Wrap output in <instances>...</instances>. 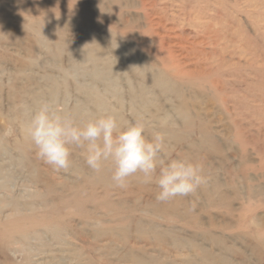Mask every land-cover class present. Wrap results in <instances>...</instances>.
<instances>
[{"label":"rangeland","instance_id":"rangeland-1","mask_svg":"<svg viewBox=\"0 0 264 264\" xmlns=\"http://www.w3.org/2000/svg\"><path fill=\"white\" fill-rule=\"evenodd\" d=\"M0 173V264H264V0H0Z\"/></svg>","mask_w":264,"mask_h":264},{"label":"bare ground","instance_id":"bare-ground-1","mask_svg":"<svg viewBox=\"0 0 264 264\" xmlns=\"http://www.w3.org/2000/svg\"><path fill=\"white\" fill-rule=\"evenodd\" d=\"M108 73H107V76H109V78L112 80L113 78H114V71H113V68H111V67H108V71H107ZM100 74V76L99 77H103L104 76V74L103 73H101V72H98L97 73V76ZM103 75V76H102ZM106 76V77H107ZM161 82H163V80L161 79V78H158V79H156V83H158V84H160ZM110 83H111V81H110ZM164 83V82H163ZM52 89L53 90H50V91H56V86L54 85V86H52ZM55 94V93H54ZM54 94L53 93H51V95L52 96H54ZM98 102H99V104H104L105 102H104V100H102L101 98L100 99H98ZM76 111L77 112H79V113H84L85 111H86V109L84 108V107H81V106H78L77 108H76ZM42 117V115L41 114H38V119H40ZM60 120L58 119V122H59ZM29 124V123H28ZM31 130V129H30ZM87 166L89 167L91 164H90V161H89V153L87 154ZM34 168H35V171H34V173H33V176L34 177H36V187H34L35 188V190L33 191H31L30 193H27V194H29L28 196H30V198H33V199H40L42 202L44 201H48L49 199H51V198H55V196H57V192H56V186L54 185V184H52V183H47V182H44L43 183V181H44V176H43V173L40 171V168L38 167V165L36 164V165H34ZM1 174V173H0ZM89 183V180L87 179V184ZM39 184H43V185H45V187H44V189H45V191L46 192H41V190L40 189H37V185H39ZM29 190V189H28ZM25 192H26V190H25ZM25 194V193H24ZM26 194V195H27ZM59 197V196H58ZM20 199V198H19ZM18 198L16 199V197H15V200H12V202L13 203H15V204H20L21 202H20V200H19ZM2 201V200H1ZM35 204V200H33V201H31V202H27V203H25L24 205H26V208H30V207H32V208H34V205ZM13 213H14V215H18L19 213H20V209H19V207L18 206H15V207H13ZM25 238V237H24Z\"/></svg>","mask_w":264,"mask_h":264}]
</instances>
